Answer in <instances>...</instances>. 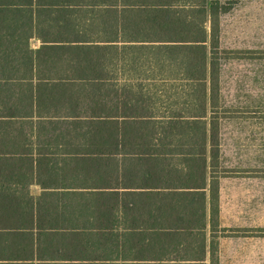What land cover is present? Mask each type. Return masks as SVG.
I'll list each match as a JSON object with an SVG mask.
<instances>
[{"label":"trees","instance_id":"trees-1","mask_svg":"<svg viewBox=\"0 0 264 264\" xmlns=\"http://www.w3.org/2000/svg\"><path fill=\"white\" fill-rule=\"evenodd\" d=\"M227 12L221 0H0V233L15 236L0 237V263L197 257L180 249L203 227L194 191L208 187L218 213Z\"/></svg>","mask_w":264,"mask_h":264},{"label":"rangeland","instance_id":"rangeland-1","mask_svg":"<svg viewBox=\"0 0 264 264\" xmlns=\"http://www.w3.org/2000/svg\"><path fill=\"white\" fill-rule=\"evenodd\" d=\"M221 3L228 12L219 19V50L234 52L223 55L219 82L222 210L247 218L254 258L264 264V0Z\"/></svg>","mask_w":264,"mask_h":264},{"label":"crops","instance_id":"crops-1","mask_svg":"<svg viewBox=\"0 0 264 264\" xmlns=\"http://www.w3.org/2000/svg\"><path fill=\"white\" fill-rule=\"evenodd\" d=\"M32 41L37 42L36 47H32ZM41 46L40 41L36 39L30 40V47L33 50L38 49ZM225 177L217 171L216 180L218 183V213L216 217H212L210 213V200L209 191L206 187L203 191H194L197 193H204V199H199V205L204 209L201 210V216L198 220L202 221V229L198 238L183 236L182 248L180 250H186L187 244L191 246V249H195L198 252L197 257L195 254H190L188 251L182 253L185 261H181L179 264H257V258H254V246H253V233L248 231L251 225L246 224L247 218H240L234 215H226L222 210L225 202L223 200V191L221 184L225 181ZM209 183V178L208 182ZM43 190L40 186L33 184L29 187V193L33 198H37L41 195ZM187 218L190 216H186ZM244 219V220H243ZM0 237H15L7 235L6 232L0 233ZM164 246L168 245L172 248L173 244L168 242V239L162 241ZM196 242V244H195ZM211 245H213L214 255L211 257ZM6 246L5 243L0 242V252L8 250L7 248L2 250ZM2 250V251H1ZM161 250V248H159ZM261 253V252H260ZM191 255H195L192 258ZM0 264H11V263ZM39 262L34 261L33 264ZM15 264V263H12ZM23 264V263H19ZM166 264H176L175 262H166Z\"/></svg>","mask_w":264,"mask_h":264}]
</instances>
